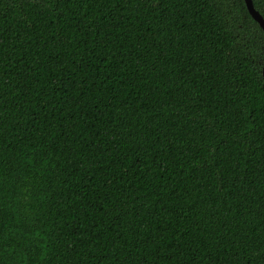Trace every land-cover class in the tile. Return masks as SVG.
<instances>
[{"label":"trees","instance_id":"16d2710c","mask_svg":"<svg viewBox=\"0 0 264 264\" xmlns=\"http://www.w3.org/2000/svg\"><path fill=\"white\" fill-rule=\"evenodd\" d=\"M263 65L245 0H0V264H264Z\"/></svg>","mask_w":264,"mask_h":264},{"label":"water","instance_id":"95a60500","mask_svg":"<svg viewBox=\"0 0 264 264\" xmlns=\"http://www.w3.org/2000/svg\"><path fill=\"white\" fill-rule=\"evenodd\" d=\"M245 2L252 17L260 24L261 28L264 30V16L259 10L256 9L253 0H245ZM262 75L264 78V65L262 67Z\"/></svg>","mask_w":264,"mask_h":264}]
</instances>
